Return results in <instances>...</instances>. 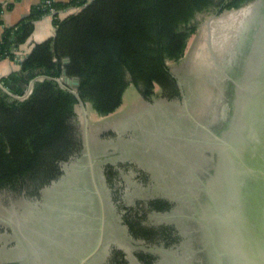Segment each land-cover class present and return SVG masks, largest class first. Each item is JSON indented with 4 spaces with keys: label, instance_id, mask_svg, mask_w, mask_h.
I'll return each mask as SVG.
<instances>
[{
    "label": "trees",
    "instance_id": "16d2710c",
    "mask_svg": "<svg viewBox=\"0 0 264 264\" xmlns=\"http://www.w3.org/2000/svg\"><path fill=\"white\" fill-rule=\"evenodd\" d=\"M250 1L66 0L47 4L43 0L16 24L2 26L0 61H17L19 68L0 78V192H23L30 203L46 208L50 215L40 225L46 220L50 223V218L64 224L62 213L67 211L51 204L61 202L63 196L72 197L78 189L79 181L63 167L78 162L83 144L76 120L79 100L57 80L64 73L77 77L79 97L100 116L120 107L129 84L146 100L155 95V85L167 97H177L178 79L168 62L183 57L197 29L196 15L210 9L217 13L238 9ZM51 8L55 13H50ZM62 12L68 14L61 18ZM1 13L0 5V26ZM45 15L52 16L54 34L19 57L18 50L30 38L34 22ZM106 169L111 181L115 172L109 165ZM74 201L65 206L71 208ZM157 205L152 206L168 208L162 202ZM131 220L130 232L136 234L140 225ZM40 228H46L45 224Z\"/></svg>",
    "mask_w": 264,
    "mask_h": 264
},
{
    "label": "rangeland",
    "instance_id": "374dc122",
    "mask_svg": "<svg viewBox=\"0 0 264 264\" xmlns=\"http://www.w3.org/2000/svg\"><path fill=\"white\" fill-rule=\"evenodd\" d=\"M263 13L264 0H252L238 9L221 13L210 9L196 15L194 21L197 23V29L190 35L183 57L178 62H168L173 77L180 83L177 97H167L160 87L155 85V95L146 100L137 88L129 84L123 94L122 104L112 114L100 116L88 104L79 103L76 106V120L83 144L81 156L75 160L78 162H71L63 169L70 170L69 176L74 181H79L78 189L75 187L70 200H75V204L83 201L70 208L65 205L68 202L71 204L72 201L65 196L61 202L54 200L53 204L50 203L51 206L57 205V208L69 212L62 213L65 223L61 225L49 216L51 222L46 220V223L40 225L36 222V217L46 218V215H50L46 208L44 211L38 204L30 203L23 192L14 195L9 191H1L0 264H59L60 258L66 257V253L76 255L82 252L81 246L86 239H90L92 245L98 234L100 210L90 171H95L96 186L100 193L104 192L108 197L110 192L103 186L104 175L100 176L104 164L109 163L115 167L122 163L130 169L132 165L150 175V185L147 187L146 183L140 182L137 170L128 169L126 177L131 180V186L124 185L122 189L118 187L121 191L120 197L122 196L120 202L128 191L133 203L141 196L150 198L159 195L158 184L162 183L159 178L164 176L165 171L168 173L170 168L176 166V163L169 162V158L172 160L173 157L175 160L174 155L179 153L182 159L177 157L179 160L175 161L191 163L189 160H183L187 157L184 156L181 146L186 143L185 140L179 141L182 134L178 135L175 127L177 130L182 129L179 128L180 125H184V128L193 127V122L204 125L214 118L218 105L222 103L221 96L228 89L223 79L239 64L243 45H246L245 41L256 24L260 23ZM160 125L164 131L160 130ZM153 136H156L157 142ZM159 141L162 153L158 150ZM118 149L120 152L116 154ZM48 193L52 195V191ZM109 207H114L112 198L109 200ZM130 207L143 212L146 222H157L160 227L168 226L169 219L161 211H157L156 217L151 218L150 211L143 205L131 204ZM120 210L123 213V210ZM44 224L46 228L41 230L40 227ZM89 226L91 230L86 233ZM47 229L51 230L48 234ZM36 232L39 234L37 237L34 236Z\"/></svg>",
    "mask_w": 264,
    "mask_h": 264
},
{
    "label": "flooded vegetation",
    "instance_id": "af4514ba",
    "mask_svg": "<svg viewBox=\"0 0 264 264\" xmlns=\"http://www.w3.org/2000/svg\"><path fill=\"white\" fill-rule=\"evenodd\" d=\"M245 42L247 43L245 46L243 45V55L239 64L223 79L228 85V89L221 96L220 102L222 101V103L218 105L219 111L217 110L214 118L205 122L204 125H197L192 121L194 124L192 123L191 126L193 127L184 128V125H180L179 128L182 129L179 130L175 127L178 135L182 134L179 141L185 140L184 143H186L185 146H181L184 156L187 157L183 160H189L191 163L175 161L179 160L177 157L182 158L179 153L172 154L176 158L175 160L173 157L172 160L169 158V162L176 163V166L173 169L170 168L168 173L165 171L164 176L159 178L162 183L158 184L159 189L157 190L160 192L158 197L141 196L133 203L134 201L128 196V191L120 202L122 196L120 197L119 189H122L124 185L131 186V180L126 177L127 170L130 168L122 163H118L115 167L109 163L102 166L100 176L104 175L103 186L110 192L108 197L104 195V192L101 193L105 212H107L105 214L104 239L87 264H212V245L209 244L208 233L210 230L218 229L208 219L207 211L212 203L217 202L213 193L222 195L227 192V175L222 163L224 154L217 148L214 135L229 140L234 134L233 128L239 119L242 98L246 94L244 88L252 76L253 68L257 67L264 53V13L260 23L256 24L255 29ZM177 87L180 90L178 80ZM160 130L164 131L165 129L160 125ZM161 131L159 132L164 134ZM153 139L157 142L156 136H153ZM160 146L159 141L158 150L161 152ZM152 151H156V149H152ZM119 152L120 149L116 154ZM164 155L171 157L166 153ZM107 165L115 172V177L111 181H108L105 175V170H108L106 169ZM130 166V171L137 170L140 182L146 183L148 187L150 175L139 168ZM63 183L61 184L64 185ZM111 198L114 203L112 209L109 207ZM69 199L70 197H68ZM161 202L168 205V208L159 210L151 205ZM77 204L73 203V205ZM131 204L143 205L150 211L151 218L156 217L157 211H161L169 219L168 226L160 227L157 222H146L144 213L130 207ZM116 205L117 207H115ZM120 209L123 210V213L120 212ZM42 219L44 218L36 217V222L40 224ZM88 219L92 220L89 217ZM131 219L136 220L140 225L138 226L140 230H135L136 234L130 232ZM207 221L210 227L207 224L206 228ZM89 229L91 230L90 226L86 233ZM133 242L135 243L132 244ZM93 245L94 243L90 245V239H86V242L81 246L82 252L77 253L78 255L66 253V257L60 258L59 264H76L77 259L86 254ZM77 247L75 248L77 249ZM1 255L3 256V251ZM5 255H7V251Z\"/></svg>",
    "mask_w": 264,
    "mask_h": 264
},
{
    "label": "water",
    "instance_id": "95a60500",
    "mask_svg": "<svg viewBox=\"0 0 264 264\" xmlns=\"http://www.w3.org/2000/svg\"><path fill=\"white\" fill-rule=\"evenodd\" d=\"M251 75L232 138L214 135L217 148L224 154L227 192L213 193L217 202L207 211L208 219L218 229L208 233L212 264H264V53ZM57 81L67 85L79 103L84 104L77 91V77L69 78L64 73ZM84 146L86 149V142ZM90 176L99 202L98 235L92 248L76 264H87L104 239V201L94 170ZM207 224L208 221L206 228Z\"/></svg>",
    "mask_w": 264,
    "mask_h": 264
},
{
    "label": "crops",
    "instance_id": "0c3cea01",
    "mask_svg": "<svg viewBox=\"0 0 264 264\" xmlns=\"http://www.w3.org/2000/svg\"><path fill=\"white\" fill-rule=\"evenodd\" d=\"M66 1V0H53ZM43 0H0L2 6L0 26V36L2 26H11L16 24L19 20L25 17L33 6L39 5ZM66 16L65 13H60V17ZM54 25L51 15H45L34 22L33 32L30 38L18 50L19 57H23L31 47L38 42H41L54 34ZM19 68L17 61L3 59L0 61V78L7 76L10 72Z\"/></svg>",
    "mask_w": 264,
    "mask_h": 264
},
{
    "label": "built area",
    "instance_id": "2783aa9c",
    "mask_svg": "<svg viewBox=\"0 0 264 264\" xmlns=\"http://www.w3.org/2000/svg\"><path fill=\"white\" fill-rule=\"evenodd\" d=\"M51 1H53V0H45V2H46L47 4H50ZM50 13H51V14L55 13V10L51 8V9H50Z\"/></svg>",
    "mask_w": 264,
    "mask_h": 264
}]
</instances>
